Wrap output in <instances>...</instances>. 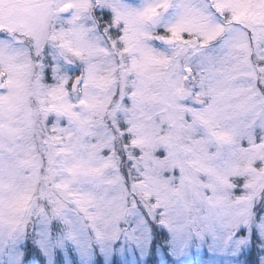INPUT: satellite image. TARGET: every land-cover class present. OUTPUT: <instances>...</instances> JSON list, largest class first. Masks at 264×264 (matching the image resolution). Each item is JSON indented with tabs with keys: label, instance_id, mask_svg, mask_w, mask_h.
<instances>
[{
	"label": "snow or ice",
	"instance_id": "obj_1",
	"mask_svg": "<svg viewBox=\"0 0 264 264\" xmlns=\"http://www.w3.org/2000/svg\"><path fill=\"white\" fill-rule=\"evenodd\" d=\"M0 264H264V0H0Z\"/></svg>",
	"mask_w": 264,
	"mask_h": 264
}]
</instances>
